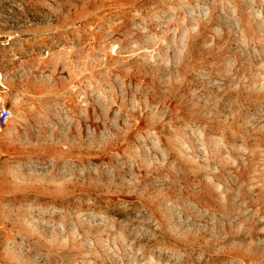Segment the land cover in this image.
Returning a JSON list of instances; mask_svg holds the SVG:
<instances>
[{"label": "rangeland", "instance_id": "rangeland-1", "mask_svg": "<svg viewBox=\"0 0 264 264\" xmlns=\"http://www.w3.org/2000/svg\"><path fill=\"white\" fill-rule=\"evenodd\" d=\"M0 264H264V0H0Z\"/></svg>", "mask_w": 264, "mask_h": 264}, {"label": "built area", "instance_id": "built-area-1", "mask_svg": "<svg viewBox=\"0 0 264 264\" xmlns=\"http://www.w3.org/2000/svg\"><path fill=\"white\" fill-rule=\"evenodd\" d=\"M8 44H9L8 40H4L0 38V45L6 46ZM4 91H5V83L3 81V76L0 72V93ZM0 99H1V94H0ZM10 116H11V111L8 108V106L4 102H0V128L8 122Z\"/></svg>", "mask_w": 264, "mask_h": 264}]
</instances>
